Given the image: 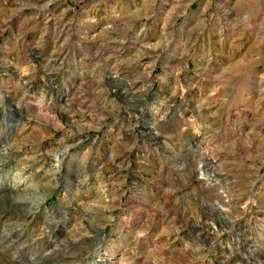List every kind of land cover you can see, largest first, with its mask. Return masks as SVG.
<instances>
[{
    "label": "rangeland",
    "instance_id": "374dc122",
    "mask_svg": "<svg viewBox=\"0 0 264 264\" xmlns=\"http://www.w3.org/2000/svg\"><path fill=\"white\" fill-rule=\"evenodd\" d=\"M93 260L264 264V0H0V264Z\"/></svg>",
    "mask_w": 264,
    "mask_h": 264
},
{
    "label": "bare ground",
    "instance_id": "6f19581e",
    "mask_svg": "<svg viewBox=\"0 0 264 264\" xmlns=\"http://www.w3.org/2000/svg\"><path fill=\"white\" fill-rule=\"evenodd\" d=\"M110 78V77H109ZM111 79H113V76H111ZM149 127H150V125H149ZM151 132H152V130H151ZM200 165H202V161H201V163H200ZM200 167V166H199ZM202 170V169H201ZM198 175H200V176H202V177H204V179H200V181H207V183H209V181L208 180H206V177L208 176L207 174H205V172L204 171H200L199 173H198ZM207 175V176H206ZM209 178V177H208ZM209 185L211 186V183H209ZM227 195V194H226ZM15 199V198H14ZM15 200H19V199H15ZM23 201V200H22ZM19 202H21V200L19 201ZM36 202V201H35ZM36 204H38V202H36ZM27 212V211H26ZM28 213L30 214V216H33V213H34V211H28ZM5 245V244H4ZM9 245H10V243H9ZM15 247V246H14ZM14 252V251H13ZM21 257V256H20ZM22 258V257H21ZM31 260V259H30ZM29 260V261H30ZM32 261V263H35V261L34 260H31ZM90 264H97L96 262H95V260H93V261H91V263Z\"/></svg>",
    "mask_w": 264,
    "mask_h": 264
}]
</instances>
